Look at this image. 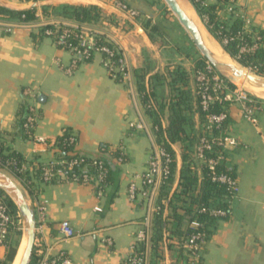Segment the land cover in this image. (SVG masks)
I'll list each match as a JSON object with an SVG mask.
<instances>
[{
    "label": "crops",
    "instance_id": "obj_1",
    "mask_svg": "<svg viewBox=\"0 0 264 264\" xmlns=\"http://www.w3.org/2000/svg\"><path fill=\"white\" fill-rule=\"evenodd\" d=\"M138 10L142 18L125 23L123 16L108 4L95 0H51L37 7L39 20L46 24L71 23L64 15V6H99L110 17L105 30L112 41L123 50L131 69H145L149 77L160 73L164 81L152 82L158 99L171 96L170 73L180 67L190 75L189 86L195 91L196 63L199 58L184 31L169 23L165 5L161 0H124ZM217 4L221 20L232 22L244 16L256 30L264 31V0H207ZM0 3L20 9L33 4L26 0H0ZM161 12V14H158ZM164 17L170 24L165 28L157 18ZM147 25V26H146ZM39 29L22 28L13 34L0 32V125L9 145L25 157H33L34 144L18 132L19 112L29 100L26 88L37 95L40 119L35 133L45 139L56 140L65 130L77 137L76 152L99 154L108 147L107 157L113 158L116 171L103 199L96 195L95 185L79 183L44 184L35 175L29 187L34 205L46 206V218L39 222L36 240H43L51 248V255L65 252L73 264H126L130 247L142 229L145 209L140 202H131L128 189L132 182L141 184L140 176L147 169L155 140L151 129L135 128L144 117L148 126L152 119L147 115L141 100L135 99L126 83L114 79L95 55L80 62L73 74L65 73L71 66L73 54L57 47L49 38H34ZM188 36V35H187ZM229 132L242 142L230 149L226 168L237 178L240 193L234 200L230 216L210 226L209 238L203 244L200 264H264V112L259 114L258 126L247 121L238 105L228 109ZM164 124L168 125L166 116ZM199 116L187 133L200 131ZM39 156L52 158L42 148ZM176 156V174L172 191H180L183 152L185 146H173ZM120 152L124 161L114 158ZM190 170L202 180L198 167ZM180 205L173 200V208ZM173 208L165 216L173 214ZM179 214L183 215L182 211ZM68 221L76 236L63 239L59 225ZM189 218L179 225L169 219L163 241L158 249L147 250V264H184L185 252L181 249L178 231L188 228ZM110 240L111 244L107 242ZM6 251L0 252V261Z\"/></svg>",
    "mask_w": 264,
    "mask_h": 264
},
{
    "label": "built area",
    "instance_id": "obj_2",
    "mask_svg": "<svg viewBox=\"0 0 264 264\" xmlns=\"http://www.w3.org/2000/svg\"><path fill=\"white\" fill-rule=\"evenodd\" d=\"M51 0H36L32 3L49 2ZM102 4H108L115 11L123 16L125 23H134L142 18L141 13L129 6L124 0H95ZM196 3L207 5V0H194ZM99 7V6H97ZM101 8V7H99ZM102 14L97 21L78 22L73 20L71 23L55 22L46 24L43 20L34 22L25 21H5L0 20V32L5 34H13L17 30L40 29L47 25H52L53 30H46V38H49L57 47L70 51L73 54L71 66L65 69V73L71 75L76 70L78 64L83 61L91 60L95 55L102 57V64L108 73L118 79V75L123 78V83L130 86L132 95L140 100L137 92V81L133 74L123 50L116 45L109 37L105 30L110 17L101 8ZM243 21V28L236 35H225L221 41L223 46L236 43L238 53L235 59L241 61L246 56L251 55L255 51L264 47L262 37L253 34L251 22L244 16L240 17ZM246 35H252V41H247ZM104 38L105 41L113 43V47L107 45H98V39ZM75 41V43H71ZM115 55H119L117 61L113 60ZM196 88L195 94L200 98V106L203 111L209 112L210 107L215 104H223L225 102L231 105H238L241 109L243 117L255 126L259 124V114L264 112V98L248 92L246 89L236 87L231 89L226 78L217 71L208 62L205 66L195 72ZM25 97L29 100L27 104L28 115L24 123V135L34 144L33 157H25V162L18 169H13L11 162H3L0 154V169L2 171L11 172L15 175L28 193L30 191V181L26 177H19L20 174L31 172L38 175L44 184L53 183H79L83 185H95L96 195L99 199H103L107 193L108 169L103 160H94L90 168L94 173L76 172L77 165H83L85 159L84 154H80L79 159L73 161L56 160L53 157L49 159L40 158L39 161H32L43 151L42 148L50 152L52 144L47 139L36 135L35 128L40 119V111L37 106V95L31 88L24 91ZM145 107V106H144ZM150 108V106L145 107ZM229 119L227 112L209 113L206 121L202 124L201 130L196 141L190 147L192 163L194 170L199 168H207L211 174L212 181L225 185L228 188L229 198L227 199L228 208L222 209L218 207L217 202L211 203L208 207L202 206L196 209L198 214L208 213L216 218H227L230 216L232 204L239 196L240 186L237 178L233 176L226 168V156L230 149H237L242 146V142L229 132L226 122ZM137 129H151L152 137L155 140L153 153L148 162L147 169L140 176L141 184L132 182L128 189V196L131 202H140L145 209V217L142 229L137 233L135 241L130 247L126 264H147V250L153 243L155 233V219L159 210V198L162 186L171 173L170 166L174 159L162 146L157 142V137L153 131V126H148L144 117L137 122ZM0 130L2 131L1 125ZM70 143H76V138L72 137ZM123 155V154H122ZM123 161V157L119 158ZM87 167V166H86ZM89 167V165H88ZM8 197L0 190V252L7 251L11 236L16 231L23 230V221L19 211L13 212ZM166 203V201H163ZM37 214V224L44 222L46 218V206L38 205L35 207ZM188 227L191 232L182 237L180 240L181 249L185 252L187 262L184 264H200L201 251L203 244L209 238L206 223L200 221L196 216L189 220ZM59 231L63 239H69L76 236V231L68 221H63L59 225ZM111 244L110 240H107ZM51 248L46 243L37 239L35 241L34 256L35 264H73L70 257L61 252L56 256H52Z\"/></svg>",
    "mask_w": 264,
    "mask_h": 264
},
{
    "label": "trees",
    "instance_id": "obj_3",
    "mask_svg": "<svg viewBox=\"0 0 264 264\" xmlns=\"http://www.w3.org/2000/svg\"><path fill=\"white\" fill-rule=\"evenodd\" d=\"M27 2H34L36 0H26ZM197 13L201 18L204 19L207 28L210 33L215 36V38L221 43L225 35H236L243 28V21L241 18H236L232 22H226L220 19L218 12L219 7L217 4L202 5L196 3L194 0H190ZM61 12L64 15L72 18L78 22H92L97 21L101 14V8L97 6H64L60 8ZM0 20L5 21H25V22H34L37 20V8H29L22 11H16L10 9L6 6L0 5ZM147 26V25H146ZM53 30L52 25H47L39 29L38 35H33L34 38L44 39L46 38V30ZM253 34H256L262 37L264 41V31L256 30L253 28ZM247 41L251 42L252 35H246ZM75 43V41H71ZM98 45H107L113 47V43L105 41V39L99 38ZM226 52L233 58L237 56L238 49L237 44L232 43L224 46ZM119 55H115L113 60L117 61ZM242 65L246 67L253 68L258 74L264 75V47L258 49L251 55L246 56L244 59L239 61ZM207 61L202 58L196 63V70L202 69ZM133 74L137 81V92L139 93L141 103L146 108L147 115L152 119L153 131L157 137V142L172 156L174 161L170 166L171 173L168 178L165 180V184L162 186L159 198V210L155 219V233L153 236V245L155 249H158L159 243L163 241L165 232L167 230V225L169 219L177 222L179 225L182 223L183 218L188 217L189 220H192L196 216L200 221L206 223L208 232L210 234V226L215 225L216 221L225 219V218H216L208 213H199L196 211L197 208L206 206L208 207L211 203L217 202L218 207L222 209H227L229 206L227 204V199L229 198L228 188L225 185L216 183L212 181L211 174L207 168H203L202 180L199 182L197 177L191 173L190 163H192L190 147L196 141L197 136L200 131L192 130L191 133H187L186 127H194L195 125V115L199 116V121L201 125L206 121L207 115L209 113H220L227 112L231 106L230 103L225 102L223 104L215 103L210 107L209 112L202 110L200 106V98L195 94V92L190 88L189 81L190 75L188 72L178 67L170 73V88L171 96L168 99H158L155 91L149 88L153 86V82L160 83L164 81V76L160 73L149 77V73L145 69H133ZM119 82H123L121 75H118ZM226 81L231 89H235L236 86L232 84L227 78ZM147 82L149 86L147 85ZM152 82V86H151ZM155 87V86H153ZM27 105H23L18 114V132L21 136H24V123L28 115ZM168 119V125L164 124L165 119ZM226 126L229 125V121L226 122ZM77 137L73 135L70 130H65L63 134L56 140H49L48 142L52 144L50 152L52 157L56 160H67L73 161L79 159L80 154L76 152V143H70V139ZM182 142L185 146L183 152V168L181 170L180 178V187L181 190L178 192L172 191V187L175 181L176 174V156L173 146ZM105 152H108V147H102L101 153L99 154H84L83 157L85 162L83 165H77L75 167L76 172H90L94 173V170L90 168L91 163L96 160H103L106 163L108 169V184L110 185L113 174L116 171V166L113 163V158L107 157ZM0 154L3 162H11L13 169H18L25 162V155L21 152L14 150L9 145V140L6 136V133L0 130ZM124 156L118 152L114 154V158L119 159ZM41 156H37L32 161H39ZM89 165V167H88ZM87 166V167H86ZM232 174V172H230ZM233 175V174H232ZM19 177H26L28 181L34 176L31 172H26L25 174L18 175ZM38 179L39 176L35 175ZM234 176V175H233ZM31 184L28 186L30 187ZM29 194L32 195V191H29ZM178 198L180 201L179 207L173 208V200ZM166 201V203H163ZM8 203L15 213L18 211L16 205L9 198ZM173 208V214L170 217H166V210ZM179 211L183 212V215L179 214ZM191 232L189 227L184 231H178L177 234L180 238L185 237ZM19 244L14 245L10 243L8 245L6 256L3 260L0 261V264H13L16 256L18 254ZM30 264H35V256Z\"/></svg>",
    "mask_w": 264,
    "mask_h": 264
},
{
    "label": "water",
    "instance_id": "obj_4",
    "mask_svg": "<svg viewBox=\"0 0 264 264\" xmlns=\"http://www.w3.org/2000/svg\"><path fill=\"white\" fill-rule=\"evenodd\" d=\"M169 9L177 17L180 24L183 26L197 49L201 52L205 60L211 64L217 71H219L225 78H227L232 84L238 86L236 79L246 76L248 82L252 83L256 87L264 88V77L254 75L252 73L245 74L244 69L239 61L231 57L222 46V50L230 57L233 63H224L216 56V54L206 44L203 34L200 31L197 24L188 16L186 11L181 7L178 0H164ZM2 6H6L0 3ZM37 3H33L30 8L37 7ZM8 7V6H6ZM16 11H22L20 8H11ZM160 22L165 28L170 30V24L164 20V17H159L156 20ZM205 28V27H204ZM206 29V28H205ZM210 34V32L206 29ZM211 35V34H210ZM224 71H229L232 76L227 75ZM0 190L5 192L9 198L16 205L18 211L21 214L24 225V237L26 238V246L21 256L19 264H30L34 256V248L36 241V229H37V214L36 209L30 199L29 194L24 193L20 185L9 175L0 171Z\"/></svg>",
    "mask_w": 264,
    "mask_h": 264
},
{
    "label": "rangeland",
    "instance_id": "obj_5",
    "mask_svg": "<svg viewBox=\"0 0 264 264\" xmlns=\"http://www.w3.org/2000/svg\"><path fill=\"white\" fill-rule=\"evenodd\" d=\"M161 1H163V3H164V5H165V13H166V15H168L169 16V20H167L169 23H171L172 25H174V27L176 28V26H178L179 27V29H181V31H184V33L186 34L187 32L185 31V29L183 28V26L180 24V22H179V20L177 19V17L173 14V12L169 9V7L167 6V4L165 3V1L164 0H161ZM183 1H185V3L187 4V6L193 11V13H194V18H195V20L196 21H200L199 23H201L208 31H209V29L207 28V26H206V23H205V21H204V19L203 18H201L200 17V15L197 13V11H196V9H195V7H194V5H193V3L190 1V0H183ZM158 14H161V12H159ZM210 32V31H209ZM211 34V33H210ZM188 34H186V37H188V39H190V41H192L191 40V38L189 37V35L187 36ZM211 36L213 37V39L218 43V45L220 46V47H222L223 45L215 38V36L213 35V34H211ZM192 45H193V47H196L195 46V44L193 43V41H192ZM222 45V46H221ZM195 49V53H196V55H197V57L199 58V60H201L202 58H204L203 56H202V54H201V52L197 49V47L196 48H194ZM220 50V49H219ZM205 59V58H204ZM242 65V64H241ZM243 67H245L246 69H248L252 74H254V75H257V76H261V77H264V75H260V74H258L253 68H251V67H246V66H244V65H242ZM196 72V71H195ZM241 82H243L242 80H241ZM236 87H238V86H236ZM247 87H248V92H250V93H252V94H254V95H257V96H259V97H261V98H263L262 97V94H260V93H258L256 90V88L255 87H253V86H251L250 84H247ZM0 171H2L1 169H0ZM2 172H4V173H6L7 175H9L10 177H12L19 185H20V187H21V189L24 191V193H26L27 194V192L25 191V189H24V187H22V184H21V182L19 181V179L15 176V175H13L11 172H8V171H2ZM3 192V191H2ZM8 198H9V196L5 193V192H3ZM25 240H26V238L24 237V225H23V230H21V231H16L15 233H13L12 234V236H11V243H13L14 245H16L17 243L19 244V251L21 252V253H19L20 254V256H22V254H23V250H24V246H25ZM20 259H21V257H20Z\"/></svg>",
    "mask_w": 264,
    "mask_h": 264
},
{
    "label": "bare ground",
    "instance_id": "obj_6",
    "mask_svg": "<svg viewBox=\"0 0 264 264\" xmlns=\"http://www.w3.org/2000/svg\"><path fill=\"white\" fill-rule=\"evenodd\" d=\"M178 1L180 3L181 7L186 11L188 16L190 18H192V20L197 24V26L199 27L200 31L203 34V37H204V40H205L206 44L216 54V56L220 59V61H222L224 63H233L232 60L230 59V57L222 50V48L213 39V37L206 31L204 26L201 23H199L200 21L198 22V21L195 20V18H194L195 16H194L193 11L187 6L185 1H183V0H178ZM244 72H245V74L251 73L248 69H244ZM224 73H226L229 76H232V73L229 72V71H224ZM241 80L243 82H241ZM236 83H237L239 88H243V89H247V90H248L247 84H250L251 86L255 87L257 89L256 91L258 93L262 94V97L264 98V88L256 87L252 83L248 82L247 79H246V76H243L241 78L236 79ZM25 246H26V240H25ZM25 246H24V248H25ZM20 251L18 249L19 253H21ZM19 253L17 254L16 259H15L13 264H19L20 257H21Z\"/></svg>",
    "mask_w": 264,
    "mask_h": 264
}]
</instances>
